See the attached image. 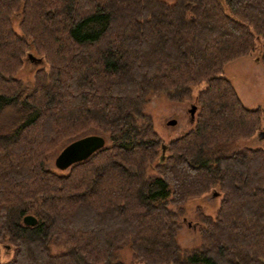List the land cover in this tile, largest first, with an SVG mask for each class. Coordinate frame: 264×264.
Instances as JSON below:
<instances>
[{"label": "trees", "instance_id": "trees-1", "mask_svg": "<svg viewBox=\"0 0 264 264\" xmlns=\"http://www.w3.org/2000/svg\"><path fill=\"white\" fill-rule=\"evenodd\" d=\"M255 51L264 65V0H0V264H125L126 243L142 264H264V140L216 150L264 135V96L248 108L224 76ZM151 92L193 96V127L163 145ZM92 131L108 144L46 166ZM208 191L219 204L183 251L171 206Z\"/></svg>", "mask_w": 264, "mask_h": 264}, {"label": "rangeland", "instance_id": "rangeland-1", "mask_svg": "<svg viewBox=\"0 0 264 264\" xmlns=\"http://www.w3.org/2000/svg\"><path fill=\"white\" fill-rule=\"evenodd\" d=\"M41 64L42 60H28L25 68L18 73V78L24 83H31L33 71ZM224 76L230 80L244 106L254 108L261 103L264 96V65L260 63L259 51L237 57L225 64ZM193 92L196 93L197 89H194ZM192 104L195 105L193 96L189 99L172 100L166 92H151L142 106L141 114L151 120L153 131L164 145L170 140L184 135L193 127L197 110L195 109L194 117L191 120L188 110ZM170 119L175 123L168 124ZM91 134L94 132L92 131ZM104 138V145H107L108 138L106 135ZM263 140L264 135H255L246 141L239 140L220 144L216 150L230 152L247 145L259 146ZM60 148L61 146L59 151L62 149ZM58 152L48 158L46 166L51 170L58 169L55 165V157ZM219 198V195L214 191H208L203 195L188 198L178 207L171 206L177 213L176 222L179 226L174 236L175 242L183 251L190 252V250L201 246L200 215H214ZM49 248L52 254L67 250V246L63 243H51ZM9 255H11L10 252L8 253L7 249L4 250L2 260H7ZM112 257L113 261H121L125 264H142L133 257L129 243L115 249Z\"/></svg>", "mask_w": 264, "mask_h": 264}, {"label": "water", "instance_id": "water-1", "mask_svg": "<svg viewBox=\"0 0 264 264\" xmlns=\"http://www.w3.org/2000/svg\"><path fill=\"white\" fill-rule=\"evenodd\" d=\"M28 58L32 60L40 61V58H36L31 54L28 55ZM196 109L195 105H191L188 112L190 114V119L194 117V111ZM175 121L170 119L168 124H174ZM262 135V134H260ZM105 144V138L99 134H89L82 137H79L65 147H63L60 152L55 157V165L58 169L63 170L70 165L87 159L97 150L101 149ZM164 150V148L162 149ZM25 224H33L35 219L32 216H26L23 219Z\"/></svg>", "mask_w": 264, "mask_h": 264}]
</instances>
